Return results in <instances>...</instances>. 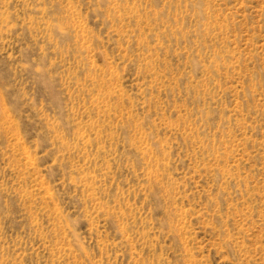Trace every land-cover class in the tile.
Listing matches in <instances>:
<instances>
[{
	"label": "rangeland",
	"instance_id": "374dc122",
	"mask_svg": "<svg viewBox=\"0 0 264 264\" xmlns=\"http://www.w3.org/2000/svg\"><path fill=\"white\" fill-rule=\"evenodd\" d=\"M0 264H264V0H0Z\"/></svg>",
	"mask_w": 264,
	"mask_h": 264
}]
</instances>
